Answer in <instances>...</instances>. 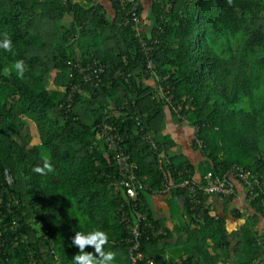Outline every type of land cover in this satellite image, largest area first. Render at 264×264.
<instances>
[{
  "label": "trees",
  "instance_id": "trees-1",
  "mask_svg": "<svg viewBox=\"0 0 264 264\" xmlns=\"http://www.w3.org/2000/svg\"><path fill=\"white\" fill-rule=\"evenodd\" d=\"M133 9L119 0H0V33L15 53L0 49V264H57L54 254L74 264L72 237L95 228L109 234L115 264H133L126 238L137 211L136 264H264V185L249 200L245 190L247 209L229 213L213 206L235 193L212 195L210 209L166 189L233 165L264 182V0H137V22ZM18 59L23 79L9 72ZM94 60L102 71L84 80L78 64ZM170 119L192 126L200 160L171 149ZM103 122L145 184L135 201L118 183L116 148L98 135ZM45 155L55 172H33ZM161 194L171 225L151 205ZM160 226L165 233H154Z\"/></svg>",
  "mask_w": 264,
  "mask_h": 264
},
{
  "label": "built area",
  "instance_id": "built-area-1",
  "mask_svg": "<svg viewBox=\"0 0 264 264\" xmlns=\"http://www.w3.org/2000/svg\"><path fill=\"white\" fill-rule=\"evenodd\" d=\"M121 4H126L127 2H132L134 9L136 8L137 0H119ZM131 12L134 17L135 22H137L138 17L135 11ZM137 39L140 42L142 47V51L144 53H149L152 50L153 45L147 43V41L139 34L136 33ZM155 41V40H154ZM152 41V42H154ZM147 66L154 67V62L150 56L147 58ZM79 70L83 72L84 80H92L93 76H99V73L103 69V65L97 63L94 60L92 63H87L85 66L78 64ZM92 77V78H91ZM173 111L177 117L185 116L180 110L182 108L181 104H175L172 106ZM114 125H110L109 123L103 122L102 132H99L98 135L102 136L104 142H107L109 145L115 147L114 157L116 158V162L118 165V170L120 173V179L118 183L125 188V193L128 198H131L135 201L138 198V187H143L145 184L138 182L136 175L134 173V168L136 167L134 162H129L127 160L126 155L124 154L121 148V139L122 136L118 132H113L115 130ZM194 131H197V128H194ZM141 138L146 140L151 144L153 148H156V142L151 136V133L145 131L141 134ZM200 142V141H199ZM160 167V165H159ZM163 174L167 176L166 172L163 171ZM205 182L197 181L191 178H183L180 181L173 182L172 184H168L166 189L170 186H176L183 188L186 192H191V201L201 202L203 207L212 209V195H218L223 197H228L236 192V185L241 181L243 185H245L247 199H251L257 193L253 189V185L262 186L264 182L255 174L251 173L247 168L241 165H233L227 171H225L221 175H214L210 171H208L204 175ZM144 219V215L137 211V219L136 221L129 227V235L126 240L130 242L129 249L131 252V258L133 264H136V261L142 259V253L139 251L140 247V221ZM149 226L152 227V224L148 222ZM154 233H165L163 227H157L153 229ZM167 256V255H165ZM55 261L57 264H60L58 258L54 254ZM148 264H153L152 259L147 260Z\"/></svg>",
  "mask_w": 264,
  "mask_h": 264
},
{
  "label": "clouds",
  "instance_id": "clouds-1",
  "mask_svg": "<svg viewBox=\"0 0 264 264\" xmlns=\"http://www.w3.org/2000/svg\"><path fill=\"white\" fill-rule=\"evenodd\" d=\"M228 2L231 3V0H228ZM0 49L15 55L12 39L7 32L0 33ZM11 71H14L18 78L23 79L26 71L24 60H16L9 69V72ZM32 171L40 175H47L48 173H54L55 168L51 158L45 155L42 158V166H35ZM108 242L109 234L102 229L95 228L87 232L76 231L72 237V244L79 249V252L73 257L74 264H115L116 253L105 250ZM88 247L94 249L95 254L85 251Z\"/></svg>",
  "mask_w": 264,
  "mask_h": 264
},
{
  "label": "crops",
  "instance_id": "crops-1",
  "mask_svg": "<svg viewBox=\"0 0 264 264\" xmlns=\"http://www.w3.org/2000/svg\"><path fill=\"white\" fill-rule=\"evenodd\" d=\"M106 1V0H102ZM166 131L169 133L170 137L175 141V145L172 146V150L180 151L181 153H184L185 156L190 159L193 162H197L201 159V153L199 150L193 149L190 146V138L192 135V126L188 123H177L173 119L168 120ZM215 199V197H214ZM151 205L155 209V213L157 216L165 217L167 220V223L171 225L170 222V212H169V206L165 200V196L161 195H153L151 198ZM216 210L218 212H223L224 208H226L227 212L229 213L231 211V208L236 207L240 210L247 209L248 202L245 196V187L242 184L236 185V192L235 195L232 197V199L224 205L222 201H215V205L213 206V211ZM233 221H229V225L233 224ZM236 224H239L242 222L241 219H238L235 221Z\"/></svg>",
  "mask_w": 264,
  "mask_h": 264
},
{
  "label": "rangeland",
  "instance_id": "rangeland-1",
  "mask_svg": "<svg viewBox=\"0 0 264 264\" xmlns=\"http://www.w3.org/2000/svg\"><path fill=\"white\" fill-rule=\"evenodd\" d=\"M33 141H36V142H38V137L37 136H35V137H33V139H32Z\"/></svg>",
  "mask_w": 264,
  "mask_h": 264
}]
</instances>
